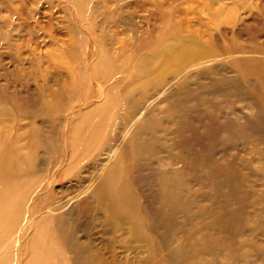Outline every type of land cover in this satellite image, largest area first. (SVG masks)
I'll list each match as a JSON object with an SVG mask.
<instances>
[{
    "label": "rangeland",
    "instance_id": "obj_1",
    "mask_svg": "<svg viewBox=\"0 0 264 264\" xmlns=\"http://www.w3.org/2000/svg\"><path fill=\"white\" fill-rule=\"evenodd\" d=\"M0 264H264V0H0Z\"/></svg>",
    "mask_w": 264,
    "mask_h": 264
},
{
    "label": "bare ground",
    "instance_id": "obj_2",
    "mask_svg": "<svg viewBox=\"0 0 264 264\" xmlns=\"http://www.w3.org/2000/svg\"><path fill=\"white\" fill-rule=\"evenodd\" d=\"M172 186H173V181H170V180H168V179H166V180L164 181V187H165V189H166L167 196H168L169 198H172L173 195H175V192L172 191ZM184 210H185V212H186V209H185V208H184Z\"/></svg>",
    "mask_w": 264,
    "mask_h": 264
}]
</instances>
